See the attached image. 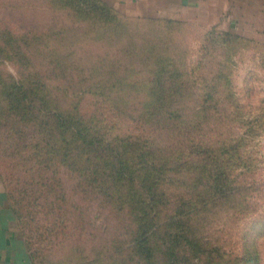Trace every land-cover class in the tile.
<instances>
[{"label":"rangeland","instance_id":"374dc122","mask_svg":"<svg viewBox=\"0 0 264 264\" xmlns=\"http://www.w3.org/2000/svg\"><path fill=\"white\" fill-rule=\"evenodd\" d=\"M169 2L0 0V178L34 264H136L101 254L138 219L86 205L233 192L196 214L206 264H264V45ZM84 76L98 92L76 98ZM56 103L95 111L98 139Z\"/></svg>","mask_w":264,"mask_h":264},{"label":"trees","instance_id":"16d2710c","mask_svg":"<svg viewBox=\"0 0 264 264\" xmlns=\"http://www.w3.org/2000/svg\"><path fill=\"white\" fill-rule=\"evenodd\" d=\"M85 79H88V76L80 79V85L75 92L76 98H81L87 93L98 92V89L93 87L95 82L86 84ZM103 94L108 99L115 100V96L110 91H105ZM153 104L145 102L144 108ZM139 105L143 104L140 103ZM53 110L54 115L64 118L63 123L66 122L69 126L72 125L73 120L82 119L83 122H79L75 126L74 133L75 135L81 134L85 142L93 143L98 139L100 133L97 130L98 123L94 121L97 116L95 111L84 117L77 104L73 105L72 111H62L57 103L54 105ZM117 112L134 116L132 112L122 108H119ZM26 114L27 111L24 112V115ZM66 151L64 158L68 156L67 159L70 160L68 163L75 164L74 150L68 147ZM87 175L92 176L93 173ZM234 193L148 195V202L142 201L143 203L137 206L129 207L126 206L123 200H116L111 207H108L107 203L105 205L101 204L99 210H93L90 205H86L85 209L81 208L79 210V213L90 208L92 217L94 215L100 217L103 210L106 212L113 210L118 212L119 215L126 214L129 218L133 217L134 219L135 217L138 219L137 226L132 227L128 238L114 240L113 247L109 245L101 254L103 258L117 256L127 251L128 253H125V256L138 257L136 264H206L211 263L213 252L211 249L205 248L206 244L209 243L208 241H210L209 235H196L197 228L194 222L199 217L196 214L210 211L224 201L225 198L233 196ZM11 205L15 212L12 200Z\"/></svg>","mask_w":264,"mask_h":264},{"label":"crops","instance_id":"0c3cea01","mask_svg":"<svg viewBox=\"0 0 264 264\" xmlns=\"http://www.w3.org/2000/svg\"><path fill=\"white\" fill-rule=\"evenodd\" d=\"M180 6L217 7L218 22L234 26L236 35L264 45V0H169ZM259 63L264 62L258 56ZM0 178V264H34L27 238Z\"/></svg>","mask_w":264,"mask_h":264}]
</instances>
